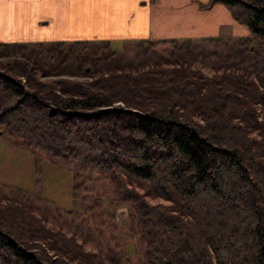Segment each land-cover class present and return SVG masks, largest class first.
I'll return each mask as SVG.
<instances>
[{
    "label": "trees",
    "instance_id": "obj_1",
    "mask_svg": "<svg viewBox=\"0 0 264 264\" xmlns=\"http://www.w3.org/2000/svg\"><path fill=\"white\" fill-rule=\"evenodd\" d=\"M217 3L251 36L199 40L221 48L209 76L190 61L192 40L158 41L175 53L139 67L97 62L87 47L63 56L66 42L0 44V56L41 47L91 78L45 83L38 58L1 65L0 133L120 185L144 247L139 264H264V0ZM136 182L164 202L127 189ZM9 200L0 199V264H121Z\"/></svg>",
    "mask_w": 264,
    "mask_h": 264
},
{
    "label": "rangeland",
    "instance_id": "obj_2",
    "mask_svg": "<svg viewBox=\"0 0 264 264\" xmlns=\"http://www.w3.org/2000/svg\"><path fill=\"white\" fill-rule=\"evenodd\" d=\"M85 2L91 4L92 0H85ZM191 4L194 5L193 2ZM217 4L212 5L211 0L205 4L197 3L204 11L212 9ZM227 9L233 16L231 10L228 7ZM69 10L68 16L70 18L67 24L71 25L77 18L81 19V17L78 16L77 12L79 10H76L75 5L72 9L69 7ZM91 15L95 20L102 19L98 11H94V14L90 13L89 17ZM196 15V17L188 15L190 17L189 23L187 22L188 27L194 28L195 20H200L197 18L200 17L199 14L196 13ZM126 18L127 13L122 15L121 19L125 22ZM233 19L238 24L229 27L224 39L232 40L233 37H236V39L249 38L251 36L249 29L237 21L234 16ZM47 20L50 24L43 27L39 26L29 34L25 31L18 32L17 41H13V37L10 35L11 32L0 33L4 34L0 44L38 42L47 44L44 47L49 48L51 43L66 42L68 44L64 46V50H60V48L57 50L59 53L65 51L62 53L63 56L68 54V50L72 49L75 53L74 56L80 58L84 54L85 47H87L88 53L98 54L93 56L97 62H108L111 64L110 66L124 65L127 67L134 65L139 67L145 61H147V64H154L175 53L173 45H163L158 42L159 40H192L196 49L188 56H190V61H192L195 68L201 69L209 76L214 73L216 67H221L216 56L221 48L216 49L213 46H206L198 38L186 37L191 34V30H188L187 33H179L177 35L179 37H175L178 30L175 25L169 26V28L157 29L158 32H154L152 35L153 43H155L153 49L144 51L147 46L134 41L131 37L126 36L125 39L120 38L118 40L110 37L95 40L94 33H85L80 28H73L72 31V28L67 24L65 27L59 25L57 19L53 16H49ZM232 34L231 38L229 35ZM28 36L30 37L27 38ZM77 43L83 44L76 45ZM198 46L201 48H198ZM223 47L222 50L224 49V52H227L226 47ZM30 50H34L36 54L31 55ZM42 50L41 47H30L19 54L1 55L0 67L24 57L29 59L38 58L36 59L39 61L38 63L47 71V74H40L39 76V79L45 83L52 84L58 80L85 82L91 79L87 75H82L77 68H71L72 66H56L57 60L59 62L61 60L60 55L59 57L56 56L57 58L54 61L49 60L43 56ZM202 50L204 52H201ZM209 51L214 53L210 58ZM196 53L201 55H196ZM87 56L92 55L87 54ZM32 60L31 62H33ZM33 66L36 67L35 64ZM99 66L96 63V67L99 68ZM94 71L96 70L93 69L88 72ZM22 81L26 82L23 78ZM24 142L25 139L20 137L10 136L6 132L0 133L1 201L3 200L5 203V200L13 199L22 202V204L24 203L34 214L43 218L45 224L53 230H60L69 236L76 237L86 251L101 252L108 260L118 259L121 264H127V260L131 264H139L142 261L144 247L140 244L141 240L136 231V226L132 224L131 202L120 194L119 190H123L120 185L113 183L107 175L81 172L79 171L80 167L77 165L64 162L52 155L36 151L29 153L23 147ZM83 180L85 182H82ZM145 186L136 182L135 185L127 184V189H134L136 193L145 196L144 198L152 204L164 202L162 199L146 194L147 187Z\"/></svg>",
    "mask_w": 264,
    "mask_h": 264
},
{
    "label": "crops",
    "instance_id": "obj_3",
    "mask_svg": "<svg viewBox=\"0 0 264 264\" xmlns=\"http://www.w3.org/2000/svg\"><path fill=\"white\" fill-rule=\"evenodd\" d=\"M209 1L92 0L89 4L85 0H0V33L11 32L13 41H17L18 32L25 31L29 34L39 26L50 24L47 20L49 16H53L59 25L65 27L70 18L69 7L72 9L75 5L81 19L77 18L73 24L67 26H70L72 31L73 28H80L85 33H94L95 40L109 37L118 40L127 36L137 42L153 41L152 35L158 32L157 29L174 25L178 29L175 37H179V33H187L188 30H191V34L186 36L188 38L224 37L229 27L238 23L234 22L233 16L224 5L217 4L208 11L197 5ZM94 11L100 12L101 20H95L92 15L89 17ZM125 13L127 20L123 22L121 18ZM196 13L199 14L200 17L197 18L200 20L196 19L194 28H190L187 26L190 19L188 15L196 17ZM3 35L0 34V40L4 38ZM229 36L232 38L233 34Z\"/></svg>",
    "mask_w": 264,
    "mask_h": 264
}]
</instances>
